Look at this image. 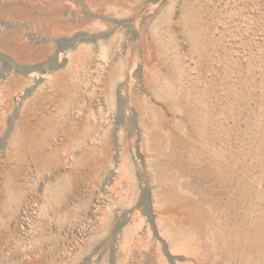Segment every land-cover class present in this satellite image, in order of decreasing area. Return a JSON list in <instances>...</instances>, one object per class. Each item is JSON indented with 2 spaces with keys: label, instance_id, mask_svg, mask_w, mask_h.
<instances>
[{
  "label": "rangeland",
  "instance_id": "rangeland-1",
  "mask_svg": "<svg viewBox=\"0 0 264 264\" xmlns=\"http://www.w3.org/2000/svg\"><path fill=\"white\" fill-rule=\"evenodd\" d=\"M0 264H264V0H0Z\"/></svg>",
  "mask_w": 264,
  "mask_h": 264
}]
</instances>
